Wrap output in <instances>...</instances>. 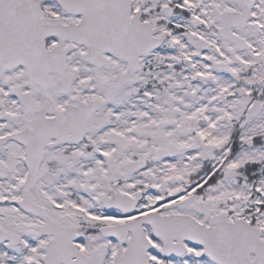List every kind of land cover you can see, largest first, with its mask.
<instances>
[{
    "label": "snow or ice",
    "instance_id": "snow-or-ice-1",
    "mask_svg": "<svg viewBox=\"0 0 264 264\" xmlns=\"http://www.w3.org/2000/svg\"><path fill=\"white\" fill-rule=\"evenodd\" d=\"M0 264H264V0H0Z\"/></svg>",
    "mask_w": 264,
    "mask_h": 264
}]
</instances>
